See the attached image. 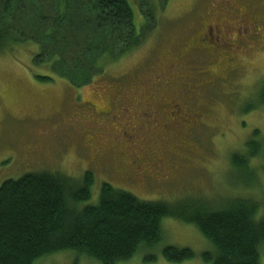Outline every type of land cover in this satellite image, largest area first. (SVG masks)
<instances>
[{"label": "rangeland", "instance_id": "374dc122", "mask_svg": "<svg viewBox=\"0 0 264 264\" xmlns=\"http://www.w3.org/2000/svg\"><path fill=\"white\" fill-rule=\"evenodd\" d=\"M128 2L140 31L146 25V0ZM151 5L159 10L157 21L154 27L149 26L143 43L116 62L105 64L110 59L106 58L99 60L97 67L87 63L84 86L55 74L39 44L28 42L36 30L30 25L32 9L25 10L21 35L17 30L21 42L13 50L0 53V186L39 172L60 173L81 184L88 172L94 184L90 199L80 208L98 205L104 183L143 201L178 206L208 204L217 209L231 198L264 203V157L253 160L255 177L247 186L241 183L242 171H236L231 162L234 153L247 151L246 143L255 131L260 135L254 140L259 148L264 146V103L260 100L264 87V0H164L162 6L161 0H152ZM240 12L245 18H240ZM44 25L42 22L38 31ZM201 25L217 27L219 33L223 30L226 42L233 47L223 48L214 56L188 52L186 44L199 34ZM73 30L83 46L92 44L81 28ZM66 42L76 57L80 48L69 37ZM191 64L194 68L207 66L212 72L207 79L210 84L201 86L204 82L198 79L193 86L197 87L195 101L212 111L214 129L203 127L169 135V152L162 169H148L136 177L126 167L128 162L124 159L120 163V154L112 151L120 150L117 145L127 144V139H135L132 142L142 146L149 139H158L160 132H146L150 129L134 123L132 113L122 117L131 104L118 102L116 109L120 99L117 91L129 87L132 91L142 85L155 90L160 80L156 77L168 74L171 65L183 69ZM134 97L133 109H137L138 97ZM101 163L103 168L98 165ZM162 232L159 244L143 246L133 257L116 264H176L163 257L168 246L194 252L193 260L178 264H209L203 255L215 254L213 244L184 221L165 218ZM150 255L156 261H145ZM260 258L264 264V245ZM35 264L101 263L69 250L42 257Z\"/></svg>", "mask_w": 264, "mask_h": 264}, {"label": "trees", "instance_id": "16d2710c", "mask_svg": "<svg viewBox=\"0 0 264 264\" xmlns=\"http://www.w3.org/2000/svg\"><path fill=\"white\" fill-rule=\"evenodd\" d=\"M128 1L0 0V53L13 50L21 42L17 30L21 35L22 15L31 8L30 25L36 33L28 42L39 44L55 74L84 86L87 63L97 67L99 60L106 58L110 59L105 64L118 61L138 48L149 26H155L159 10L151 5L152 0L143 2L148 8L143 12L146 25L140 31ZM42 22L45 25L40 32ZM76 26L92 44L83 46L78 42L73 30ZM67 37L80 48L76 57L66 46ZM260 97L264 103V87ZM259 135L255 131L246 143L247 151L231 157L232 167L242 171L241 183L246 186L255 177L253 160L264 157V146L259 148L254 140ZM93 179L87 172L78 184L60 173L39 172L5 181L0 186V264H35L42 257L69 250L101 264H116L130 259L143 246L159 244L165 218L195 226L213 244L215 254L203 255L209 264H261L264 203L231 198L217 209L208 204L178 206L143 201L104 183L98 205L80 208L91 197ZM163 257L178 264L193 260L195 254L190 249L168 246L163 249ZM145 261L154 262L156 257L146 256Z\"/></svg>", "mask_w": 264, "mask_h": 264}, {"label": "flooded vegetation", "instance_id": "af4514ba", "mask_svg": "<svg viewBox=\"0 0 264 264\" xmlns=\"http://www.w3.org/2000/svg\"><path fill=\"white\" fill-rule=\"evenodd\" d=\"M240 18H245L240 12ZM217 26V25H216ZM202 29L195 36L194 40H190L186 44L187 51H198L209 55H217L223 48L233 47L226 42V36L219 29L210 25H201ZM214 30L216 33L214 34ZM234 55L231 56V64L234 63ZM187 68H177L171 65L168 74L161 73L156 77L160 79L156 83V89L141 88H124L117 91L120 99L116 102H125L130 105L129 111H123L121 116H129L132 113L134 123L143 124L150 130L160 132V136L152 140L146 141L142 146L136 145L132 141L135 139H127V144L117 145L121 147L118 151H112L120 154L117 159L126 160L127 166L136 177H142L148 169H162L165 164V153L168 145V136L172 134L182 133L184 131L200 130L203 127L213 130L212 111L204 107L202 103L195 101L196 88L193 83L200 79L203 85L210 84L207 79L211 77L209 68H194L193 64L186 66ZM235 68L232 69V72ZM162 78V79H161ZM220 78V77H219ZM231 82V81H230ZM237 85V84H235ZM150 87V86H149ZM137 95V109H133L135 97ZM92 105V104H91ZM94 105V104H93ZM117 109V107H116ZM142 127V126H141ZM147 136V135H146ZM145 136V137H146ZM149 136V135H148ZM147 136V137H148ZM130 141V142H128ZM153 142V143H152ZM94 151H100L90 147ZM112 159L115 157L111 156ZM91 163V161H89ZM95 165V164H92ZM103 168V163L98 164Z\"/></svg>", "mask_w": 264, "mask_h": 264}, {"label": "clouds", "instance_id": "9594fccd", "mask_svg": "<svg viewBox=\"0 0 264 264\" xmlns=\"http://www.w3.org/2000/svg\"><path fill=\"white\" fill-rule=\"evenodd\" d=\"M255 163V162H254Z\"/></svg>", "mask_w": 264, "mask_h": 264}]
</instances>
